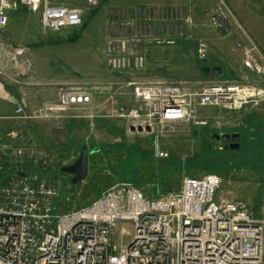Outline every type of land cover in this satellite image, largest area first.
I'll use <instances>...</instances> for the list:
<instances>
[{"label":"built area","instance_id":"built-area-1","mask_svg":"<svg viewBox=\"0 0 264 264\" xmlns=\"http://www.w3.org/2000/svg\"><path fill=\"white\" fill-rule=\"evenodd\" d=\"M83 1L95 7L103 0ZM21 9L38 14L43 31L59 33L83 24L82 11L66 4L0 0V31L9 15ZM118 12L109 14L104 48L107 67L117 73L144 71L148 46L174 45L180 36L176 27L192 23L174 4L135 8L132 16ZM229 18L230 13L213 11L209 24L228 32ZM247 41L241 47L242 65L263 75L264 58ZM21 53L15 50L10 59ZM198 54L206 58L202 45ZM196 85L133 83L131 105L118 107L113 117L126 122L132 135L150 136L157 144L190 120L197 107L231 110L264 102L263 93L252 86L221 81ZM92 95L87 85L60 86L56 103L45 105L33 118L88 108ZM14 116L26 118L22 105ZM15 154L43 170L52 162L51 155L34 147L16 149ZM155 156L166 158L167 152L156 147ZM22 174L0 184V264H264V205L255 212L243 201L218 195L221 178L215 174L184 177L179 190L152 197L129 182H117L88 205L66 213L60 208L71 200L70 192L54 179ZM117 229L118 245L113 242Z\"/></svg>","mask_w":264,"mask_h":264},{"label":"rangeland","instance_id":"rangeland-1","mask_svg":"<svg viewBox=\"0 0 264 264\" xmlns=\"http://www.w3.org/2000/svg\"><path fill=\"white\" fill-rule=\"evenodd\" d=\"M52 1L80 9L82 26L53 33L42 30L38 14L11 13L8 26L0 31V69L3 75L10 73L17 78L25 72V66L17 58H8V52L26 48L37 51L41 72L51 80V73L59 78L72 76L70 85L61 86L87 85L93 93L92 102L88 108L79 107L69 113L74 125L68 130L67 115L58 117L62 112L56 114V120L28 119L33 131L26 137L17 132L27 123L14 116V107L6 123L14 128V134L4 133L0 122V184L18 173L54 179L63 191L71 193V200L60 208L61 213H66L88 205L117 182H129L152 197L179 190L184 177L215 174L221 178L218 195L251 207L264 205V102L231 110L197 107L190 120L157 144L150 136L132 135L126 122L113 117L118 107L131 105L130 91L136 82L185 81L199 87L205 82L221 81L252 86L264 95V74L245 69L241 52V47L248 45V38L264 58V15H260L263 32L254 35L235 18L229 6L253 5L261 9L264 0H103L95 7H88L83 0ZM168 4L179 6L182 14L192 20L190 25L176 27L180 36L175 38V44L151 43L142 72L111 71L104 55L109 14L124 10L132 16L135 8L161 9ZM213 11L230 13L228 32L210 26ZM201 45L206 53L204 59L198 54ZM213 67L221 69L220 75L201 72ZM1 82L6 81L3 78ZM90 114L92 119L87 117ZM195 121L206 124L197 125ZM225 133L239 134L238 150L224 151L222 142L212 140L213 135ZM82 146L95 152L88 155L85 179L72 185L71 176L59 169L72 164ZM25 147L45 150L52 156L50 166L43 170L31 160L17 157L16 149ZM156 147L167 152V157H156ZM118 230L113 239L116 245L120 241Z\"/></svg>","mask_w":264,"mask_h":264},{"label":"crops","instance_id":"crops-1","mask_svg":"<svg viewBox=\"0 0 264 264\" xmlns=\"http://www.w3.org/2000/svg\"><path fill=\"white\" fill-rule=\"evenodd\" d=\"M229 6L235 18L244 27H246L248 32L254 33V35L256 33L258 34V32H263L260 30V27L263 24L260 20V15H264V5H261V9L259 7L255 8L253 5ZM21 11L30 14V12L24 9H21L18 12L14 13L19 14L21 13ZM13 51L8 52V58H11L12 54H15V52ZM39 56L40 53L37 51L30 52L27 48L22 49V53L16 58L18 62L22 63L25 66V72H21V75L17 78H14L13 75H11L10 73L3 75V70L0 69V74H2L0 75V79L3 80L4 78V80L6 81H0V122H2L4 133L6 134H14V128L11 125L6 124L7 120L11 119L14 107L16 108V106L22 105L24 108V114L26 118L20 119H23V122L27 123V125L23 127H18L17 132L21 136L24 135L26 137L30 134L31 131H33V128L31 127L32 121H29L28 119L33 118L35 116V113L42 110L45 105L56 103L59 89L58 86H61V84L64 83L70 85L73 82L72 76L66 78H59L58 76L53 75L52 73L50 76H52L53 79L51 80V78H49L46 73L40 71L42 67V62L39 61ZM46 64L47 66H49V63ZM51 81H53L52 85L50 83ZM130 100L131 98L129 96V102ZM258 104L251 106H258ZM63 115H67V120H70L68 125L66 126V129L68 130L69 127H72V125H74V119L69 118V112L58 115V117H63ZM58 117L56 114L53 113L50 115V117L45 119H33H37V121L43 122L46 120H56ZM70 135L72 134L70 133ZM260 205L257 207H250L256 212L259 209Z\"/></svg>","mask_w":264,"mask_h":264},{"label":"water","instance_id":"water-1","mask_svg":"<svg viewBox=\"0 0 264 264\" xmlns=\"http://www.w3.org/2000/svg\"><path fill=\"white\" fill-rule=\"evenodd\" d=\"M203 74H213L215 76L220 75L221 69L219 67H213V68H204L201 70ZM212 140H220L222 143H229L228 148L230 150H238L239 149V134L233 133V134H222V135H213ZM227 148V146L225 147ZM95 152L93 150L91 153ZM88 152L86 146H82L80 148L78 157L74 160L72 164L63 166L59 169L60 173L69 174L71 176V184L76 185L80 182H82L87 174V164H88V155L91 154ZM24 175V174H22Z\"/></svg>","mask_w":264,"mask_h":264},{"label":"flooded vegetation","instance_id":"flooded-vegetation-1","mask_svg":"<svg viewBox=\"0 0 264 264\" xmlns=\"http://www.w3.org/2000/svg\"><path fill=\"white\" fill-rule=\"evenodd\" d=\"M229 134H232V133H229ZM216 142H221L220 140H216ZM223 145V149H224V151H226V150H228L229 148H228V146H229V143H222ZM227 146V148H225ZM230 150V149H229Z\"/></svg>","mask_w":264,"mask_h":264},{"label":"trees","instance_id":"trees-1","mask_svg":"<svg viewBox=\"0 0 264 264\" xmlns=\"http://www.w3.org/2000/svg\"><path fill=\"white\" fill-rule=\"evenodd\" d=\"M91 188H93L94 186L91 184V186H90Z\"/></svg>","mask_w":264,"mask_h":264}]
</instances>
